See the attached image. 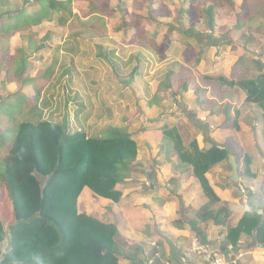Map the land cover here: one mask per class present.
<instances>
[{"label": "trees", "instance_id": "1", "mask_svg": "<svg viewBox=\"0 0 264 264\" xmlns=\"http://www.w3.org/2000/svg\"><path fill=\"white\" fill-rule=\"evenodd\" d=\"M75 1L79 4L78 15L73 13L72 0H36L37 8L30 13L23 7L11 9L9 0H0V55L3 57L10 53L9 37L43 21H51L54 15L60 25L71 18L82 27L96 21L105 30L104 18L116 12L112 7L113 0ZM198 1L189 0V10L182 8L177 14H191V5L195 4L196 11L206 18L208 30L213 32L214 7L205 5L208 0L200 5ZM243 1L247 9L254 5L255 0ZM227 2L233 6V0ZM143 3L144 7H152L154 0H143ZM160 7L164 10L158 15L163 16L165 6L157 5L158 13ZM256 9L261 10L258 15L243 12L236 16L233 30L240 32L239 39L243 47L252 42L253 35L259 29L264 35V0ZM169 15L171 13L168 11L166 16ZM256 18L261 21L257 29L252 27ZM184 34L201 38L198 41L201 47L204 44H232L228 40H215L211 34L203 35L194 29L184 31ZM43 47L35 48L39 50ZM26 53L24 49L17 48L13 50L10 60L4 62L5 57L0 59V72L5 73L3 85L17 82L21 88L31 87L34 93L32 97L20 91L0 96V106L3 103L21 105L22 112L31 120L18 124L9 147L0 145V243L6 241L0 264H119L121 250L116 224L105 223L80 211L78 198L87 188L98 197L118 202L122 192L117 185L122 182L137 157V143L125 127H107L100 136L93 137L83 130L69 131L64 123L44 119L38 103L41 89L53 75L55 63L47 70L29 77L30 54ZM178 69L180 64L172 63L162 75L155 93L148 100L149 106L158 105L164 95L170 93L171 77ZM236 69H240L241 73L236 74ZM263 70L264 52L249 60L243 54L235 62L229 78L213 76L207 77V80L212 81L218 89L228 87L243 91L244 101L262 111L264 122ZM189 83L190 78L186 76L181 83L182 92L187 90ZM169 96L174 98L171 94ZM213 104L216 102L213 101ZM229 107L228 103L224 104L226 118L223 127L236 128ZM11 127L9 121L0 123V139ZM160 130L163 133L162 149H174L177 152L179 161L191 167L208 198L203 210L219 202L207 184L205 174L226 159L227 146L212 145L207 150H200L195 138L184 144L175 127L163 125ZM233 153L239 159L240 152L234 150ZM249 164V158L243 157L239 167L241 174L251 176ZM43 178L45 181H42ZM248 196L249 202H252ZM210 217L214 225L226 227L229 210L226 205L221 206ZM243 235L250 239L247 248L264 247V215L244 213L236 226L227 227L226 239L233 248H241L238 241Z\"/></svg>", "mask_w": 264, "mask_h": 264}, {"label": "crops", "instance_id": "2", "mask_svg": "<svg viewBox=\"0 0 264 264\" xmlns=\"http://www.w3.org/2000/svg\"><path fill=\"white\" fill-rule=\"evenodd\" d=\"M202 34L210 35L212 32ZM193 48L192 43L186 44L185 53L190 52V49ZM208 48L213 54L210 56L202 54L198 63L192 64L196 54L200 55L202 52L199 49H194L193 58L183 59L182 56V58L171 61V63H179L180 69L171 77L170 93H166L158 105H148V100L155 93L158 83L154 84L148 92L150 96L143 100L145 101L144 106L138 105L137 101L135 105L129 106L126 99L123 100L121 97L117 103L120 111L124 112L122 116L119 115L120 121L123 123V119L127 117L128 109L134 112L141 109L147 115H159L154 118L153 126L170 125L175 127L184 144L189 139L195 138L200 150H207L212 145L227 146V155L232 154L238 165V181L230 180L232 171L227 157L214 165L205 174V178L219 202L213 203L203 210L208 203V198L193 175L191 167L179 161L174 149H162V136L142 135L141 139L136 141L131 129L133 126L128 123V120L124 121L123 124H126L127 132L137 143V157L128 172L125 173L122 182L117 185L122 192L120 200L115 203L98 197L87 188L78 198L80 211L90 216L95 214L100 217V221L105 223L116 224L117 240L121 250L119 264H210L214 256L225 258L229 264H264V247L247 248L250 239L243 235L238 241L241 248L235 249L226 239L227 227L236 226L245 213L243 206L249 203L248 195H250L251 201L259 200L263 206L264 138L262 137L264 122L262 111L254 104L246 103L244 101L245 94L240 89L228 87L218 89L212 81L207 80V77L213 76L229 78L235 62L242 55V49L240 47L232 49L229 45H209ZM60 53L63 52L60 51ZM230 53L234 54L233 58L232 55L229 56ZM79 58L78 67L76 66L73 71V78L77 82L84 77L79 66ZM126 60L127 58L124 56L117 58L109 55L101 58L100 55L95 54L90 57L89 72L92 75L96 74L98 76L96 80L102 82L103 86L89 88L88 103L84 102L86 88L74 91L80 102L73 106L66 104V100L62 106L52 108L51 105L43 103V107H40L39 99L38 106L42 110V114H45L43 118L64 123L72 132L83 130L93 137L100 136L107 127H123L117 122L107 120L116 112L114 114L106 113L104 121L97 122V120L101 118L102 112L112 109L110 102L108 103L110 105L106 106L107 103L104 104V101L102 103L99 97L109 91L108 74L113 71L122 72L128 64ZM138 62L142 63L143 58ZM141 65L144 64H136L134 71L139 78H144L145 72L141 70ZM59 66L60 64L51 78L57 76ZM30 69L32 70L31 63L28 76L34 77L35 74H31ZM158 73L159 71L157 72L156 69L150 75ZM240 73L241 70L236 69V74ZM0 74H3V78L5 77L3 71ZM91 74L89 77L90 86L93 83ZM186 76L190 78V83L187 90L182 92L181 83ZM173 82H176L175 91ZM119 83L122 84L121 80ZM136 87L140 89L138 86ZM4 89H8V87ZM0 90L3 91V89ZM129 90L132 91V88L125 82L124 90L122 89L120 93L124 92L126 96ZM170 94L174 98L170 97ZM168 97L171 98L174 106L169 110L166 109L169 103ZM213 101L216 102L215 105ZM225 103L230 106L229 114L235 119L236 128L223 127L226 118ZM66 105L69 107L67 108ZM87 108L92 111V116L86 114ZM203 118L205 121H202ZM159 129H157L158 131L155 129V131L159 132ZM234 150L240 152L239 159L234 155ZM245 156L250 160L251 176L240 173L239 167ZM95 196L101 200L96 201ZM224 205L229 210L226 227L216 226L213 224L210 214Z\"/></svg>", "mask_w": 264, "mask_h": 264}, {"label": "rangeland", "instance_id": "3", "mask_svg": "<svg viewBox=\"0 0 264 264\" xmlns=\"http://www.w3.org/2000/svg\"><path fill=\"white\" fill-rule=\"evenodd\" d=\"M203 1L205 0L198 1V5ZM9 3L11 9L23 7L28 13L37 8L36 0H9ZM141 3H143V0H113L112 7L115 8L116 12L110 17L104 18L106 24L105 30L101 29V25L96 23V21H92L89 26L82 27L78 21L72 20L71 18L67 19L64 25H60L56 20V15H54L51 21H43L37 26H32L25 31H20L16 35L9 37L10 53L3 57L0 55V59L5 57L4 62L10 60L11 51L14 48L22 47V49L27 52L26 54H30L28 60L32 64L30 73L33 75H37L42 70H47L55 63L54 73L60 64L57 76L51 78L46 87L43 90L41 89L39 98L40 107H43V103H46L54 108L62 106L66 100V104L70 106L77 105L80 99L77 98L74 91L81 88H86L84 102L86 101L88 103L89 88H99L103 86L102 82L96 80L98 76L96 74L92 75L89 72L88 61L90 57H93L95 54L100 55L101 58L109 55L116 56L117 58L119 56H124L127 58L126 61H128V64L123 68L122 72L113 71L108 74L107 84L109 91L99 96L102 103L103 101L104 104L107 103L106 106L110 105L108 104L110 102L112 109L102 112V116L97 122L104 121V119H106V113L114 114V112H116V114L107 120L114 123L117 122L118 125H122L123 127H126V124H123L124 121L127 122L128 120V123L133 126L131 129L133 130L132 133L136 141L140 140L142 135L163 136V133L159 129L161 128L160 125L158 127H156V125L153 126L154 118L159 115H147L141 109L137 112L128 109L126 114L127 117L123 119V123H121V117L119 115L122 116L124 112L120 111L117 103L122 97L123 100L126 99L129 106L135 105L136 101L138 105L141 104L144 106L145 101L143 100L150 96L148 92H150L152 86L159 83L162 75L169 70L172 60L182 58V56L183 59H186L192 57L195 50H202L200 55L198 53L196 54L194 63H192L195 64L199 62L202 54L203 56H210V54H213L211 50H208V45L204 44V47L199 46L200 44L198 45V41L200 42L201 38H194L184 34V31L189 29H194L199 31V33L210 31L206 25V18L203 17L204 15L202 13L196 11L195 4L191 5V11H193L191 14H177L182 8L189 10V0H154L152 7H144L145 3H143L144 5ZM261 3L262 0H255L253 3L254 5L246 9L243 0H233V6L229 5L230 3L227 2V0H208L205 5H212L215 14V28L211 34L212 38L215 40L231 41L232 44L228 45L231 46L232 49L240 47L242 49L241 54H245L248 60L257 58L259 53L264 52V35L262 30L259 29L256 31L253 35L254 39L252 42L247 43V45L243 47V43L239 39L240 32L233 30V27L235 25L236 16L243 12L249 15H258L261 10L256 9V7L258 8L259 5L261 6ZM159 4L165 6L163 16L158 14H162L164 9L160 7L159 13L156 11V7ZM78 6L79 4L75 0H72L71 8L76 15L79 14ZM168 11L171 15L166 16ZM81 16H83L82 13ZM82 19L84 20V18ZM260 22V19L256 18L252 22V27L257 29ZM182 30L183 32H180ZM190 43H192L194 48L192 50L190 49V52L185 53V45ZM41 45H44L42 49L37 50L35 48ZM104 48H106V50H104ZM60 51L63 53H60ZM231 55L233 58L234 54L230 53L229 56ZM78 58L80 60V69L84 75V77L81 76L83 78L80 81L78 80L79 82L73 78V71H75L76 66L78 67ZM142 58V63L144 65H141L140 68L145 72V77L139 78L138 75H135L134 69L136 64H142L138 62V60L140 59L141 61ZM184 63H187L186 60ZM156 69L159 73L157 75H150V73H153V70ZM90 74L93 77L91 86L89 85ZM250 75L255 76L253 74ZM152 76H154L153 80ZM2 78L3 74H0V89H3V91L0 90V96L4 97L19 91L30 97L34 94L32 89L21 88V85L17 82H11L13 83L12 85H10L11 83L3 85L4 78ZM119 80H121L122 84L119 83ZM125 82L132 88V91L129 90L126 96L124 92L123 94L120 93L122 89L124 90ZM120 86L122 87L120 88ZM136 86L140 89H137ZM173 86L175 91L176 82H173ZM5 87H8V89H4ZM168 99L169 103L166 107L167 110L174 107L171 98L168 97ZM69 105H66V107L68 108ZM86 111L88 116H92V111H90L89 108H87ZM43 117H45L44 113ZM5 121H9L12 127L9 129L10 131L6 135L4 134L3 138L0 139V145L3 147L7 145V147H9L11 139L17 131L18 124L23 121L31 120L29 116H25V113L22 112L21 105L3 103L2 106H0V123H5ZM73 128L75 129V127ZM155 129H159L160 134L156 132ZM42 181H45V179L43 178ZM95 198L96 201L101 200L96 196ZM92 215L100 219L99 216L95 214ZM5 246L6 241L4 240L0 243V257L3 254Z\"/></svg>", "mask_w": 264, "mask_h": 264}, {"label": "clouds", "instance_id": "4", "mask_svg": "<svg viewBox=\"0 0 264 264\" xmlns=\"http://www.w3.org/2000/svg\"><path fill=\"white\" fill-rule=\"evenodd\" d=\"M243 211L249 215H264V206H261V202L259 200H254L245 204L243 206Z\"/></svg>", "mask_w": 264, "mask_h": 264}, {"label": "water", "instance_id": "5", "mask_svg": "<svg viewBox=\"0 0 264 264\" xmlns=\"http://www.w3.org/2000/svg\"><path fill=\"white\" fill-rule=\"evenodd\" d=\"M227 161H228V164L230 165L231 171H232V175L230 177V180L232 182H237L238 181V165H237L236 159L232 154H228L227 155Z\"/></svg>", "mask_w": 264, "mask_h": 264}, {"label": "built area", "instance_id": "6", "mask_svg": "<svg viewBox=\"0 0 264 264\" xmlns=\"http://www.w3.org/2000/svg\"><path fill=\"white\" fill-rule=\"evenodd\" d=\"M202 121H205V118H203ZM210 264H229V262L221 256H214Z\"/></svg>", "mask_w": 264, "mask_h": 264}]
</instances>
